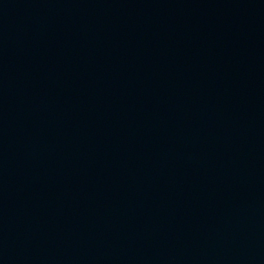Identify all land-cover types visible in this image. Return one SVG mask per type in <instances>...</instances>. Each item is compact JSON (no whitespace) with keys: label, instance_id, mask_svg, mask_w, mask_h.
I'll list each match as a JSON object with an SVG mask.
<instances>
[{"label":"water","instance_id":"water-1","mask_svg":"<svg viewBox=\"0 0 264 264\" xmlns=\"http://www.w3.org/2000/svg\"><path fill=\"white\" fill-rule=\"evenodd\" d=\"M0 264H264V0H0Z\"/></svg>","mask_w":264,"mask_h":264}]
</instances>
